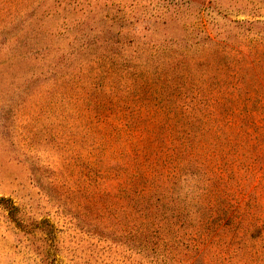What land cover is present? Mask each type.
Listing matches in <instances>:
<instances>
[{
  "label": "rangeland",
  "instance_id": "374dc122",
  "mask_svg": "<svg viewBox=\"0 0 264 264\" xmlns=\"http://www.w3.org/2000/svg\"><path fill=\"white\" fill-rule=\"evenodd\" d=\"M0 264H264V0H0Z\"/></svg>",
  "mask_w": 264,
  "mask_h": 264
}]
</instances>
